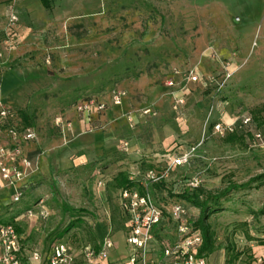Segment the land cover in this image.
Masks as SVG:
<instances>
[{
  "label": "rangeland",
  "instance_id": "1",
  "mask_svg": "<svg viewBox=\"0 0 264 264\" xmlns=\"http://www.w3.org/2000/svg\"><path fill=\"white\" fill-rule=\"evenodd\" d=\"M23 3L16 8L20 60L9 71L7 105L15 125L38 135L25 153L48 157L49 165L39 180L24 186L20 204L10 205L8 191L0 193V221L19 218L30 248L46 250L71 223L75 226L61 241L93 246L109 220L120 224L111 179L119 172L160 169L167 156L187 155L189 162L171 169L165 182L153 188L164 211L184 183L195 180L217 191L264 174V0H55L50 10L34 8L30 0ZM213 54L229 63L226 72ZM173 69L181 76L192 69L202 87V93L192 92L193 99L182 97L181 107L175 99L182 86L174 96L164 86ZM115 89L125 93L120 113L135 119L130 129L148 142L155 139L154 155L160 160L154 164L124 151L125 138L90 161L73 152L70 137L64 142L54 130L57 117L81 120L75 102L88 97L108 101ZM244 118L250 126L240 129ZM216 125L234 129L236 138L227 141L228 132L218 134ZM107 127L97 125L93 131ZM166 132L168 140H163ZM68 150L72 167L62 170L57 160ZM39 202L48 218L24 219V211ZM262 207L264 186L228 198L209 220L215 257L264 264L259 260L264 257L259 246L264 217L255 216Z\"/></svg>",
  "mask_w": 264,
  "mask_h": 264
},
{
  "label": "built area",
  "instance_id": "2",
  "mask_svg": "<svg viewBox=\"0 0 264 264\" xmlns=\"http://www.w3.org/2000/svg\"><path fill=\"white\" fill-rule=\"evenodd\" d=\"M18 22L15 15L10 14L7 19V30H11ZM12 50L11 42L6 33V38L0 49V60ZM212 58L219 62L224 72L227 71L229 63L219 61L216 54ZM172 77L167 79L164 86L170 91L169 95L174 96L178 84L176 79L181 76L176 69L172 71ZM230 77L229 74L226 76ZM185 87L188 84L197 83L196 73L189 69L181 76ZM125 93L120 90H113L108 95L109 104L113 107H121ZM177 106H184V99H175ZM107 102L97 98H87L76 102L73 106L74 112L83 119L90 120L94 112H104ZM149 111L146 112V114ZM126 119L131 126L132 116L127 115ZM250 119L241 120L240 129H247L250 126ZM54 127L66 140V131L71 128V123L57 117L53 121ZM245 127V128H243ZM214 130L223 135L224 132L233 133L234 129H222L216 125ZM38 142V135L31 127L17 126L14 124L13 113L10 108L0 103V193L8 191L10 205L20 204L24 199L23 187L27 178L37 169L38 159H30L25 154L27 145ZM124 151L127 144H123ZM187 155L178 158H165L166 167L157 172L153 169L144 172H131L128 179L136 182V187L121 189L118 192V206L125 214L124 241L127 248V257L123 261L111 262L110 253L114 250L112 239V228L110 221L101 228L100 241L95 247L82 243L72 246L68 241L55 243L49 250L30 248L27 237L19 233L21 228L20 219L14 217L11 221H0V264H153L149 259L155 248L158 247L161 259L157 264H206L205 258H198L197 251L201 246L202 239L199 232L186 225L188 215L187 209L181 203H174L168 211L157 204L153 198L151 187L165 182L169 177L168 173L177 166L188 164ZM99 187L104 185L102 180L98 181ZM198 181H191L186 184L187 188H197ZM168 214L167 219L164 214ZM23 218L29 221H45L49 212L39 202L37 206L28 208L23 213ZM168 222L176 225L177 242L174 245L164 241L159 243L154 234L166 228Z\"/></svg>",
  "mask_w": 264,
  "mask_h": 264
},
{
  "label": "crops",
  "instance_id": "3",
  "mask_svg": "<svg viewBox=\"0 0 264 264\" xmlns=\"http://www.w3.org/2000/svg\"><path fill=\"white\" fill-rule=\"evenodd\" d=\"M26 0H0V49L2 48L3 42L6 38V33H8L12 50L7 53L2 60H0V103L5 105L6 107L10 108L7 105V102L10 101L9 97V91L11 89L10 87V68L11 66L15 65L18 60V56L20 55L19 52V45H20V37H19V25H20V19L17 16L16 8L18 6H23ZM33 3V7L40 6L42 7L39 0H30ZM29 3V2H28ZM43 8V7H42ZM44 9V8H43ZM8 14V15H7ZM10 14H13L17 17L18 22L17 24L11 28V30H7V19ZM180 82V84H179ZM176 83L178 86H182L179 90L180 94L178 95V98H182L185 96L187 100L193 99L191 98V95L195 92L202 93L201 91V84L195 83V84H188L185 87L182 80L179 81V78L176 79ZM177 86V87H178ZM193 92V93H192ZM100 100V99H99ZM103 102H107V108L104 112H94L92 116L90 117V120H86L81 118V120H78L76 122L68 121L71 123V128L66 131V138L70 137L71 141L74 142V153H79L81 155H85L86 158L94 159L98 155H102L105 151H108L111 148V144L114 140H117L118 138H125L122 140L121 144L128 139L129 145L127 143V146L129 148L126 151H129L131 154L135 153V156H139L138 159H142L143 162H147L148 164H152L155 159L160 160V158H157L158 155H154V152L157 151V148L155 146L156 142L155 139L152 142H148V140L145 139L143 134L136 133L134 129H130L132 125L134 126L135 119L132 116L133 124L130 126L126 116L128 114H125V116L120 113L121 107H113L109 104V101L100 100ZM185 105V103H184ZM107 126L108 127L101 131H93L94 126ZM103 129V128H102ZM168 131V129L166 128ZM165 135H168V132L165 133ZM162 139H167L161 136ZM64 141V139H62ZM151 141V140H150ZM65 142V141H64ZM125 144V143H124ZM158 147V146H157ZM26 156L30 159H38V166L37 169L30 174V176L26 180V184L32 183L36 180H39L42 176L43 169L47 168L49 165L48 157H42L25 153ZM137 154V155H136ZM42 155H45V153ZM47 155V154H46ZM71 156V152L65 151L59 154L57 164L59 168L67 169L71 168L72 164L69 160V157ZM157 161V162H158ZM155 162V161H154ZM154 164V163H153ZM47 170V169H46ZM135 172H142V169L139 168V170H135ZM116 195H118V191L115 192ZM193 210H190L192 212ZM194 212V211H193ZM196 212V211H195ZM106 225V224H105ZM112 239L114 242V250L109 255V260L111 262L116 261H123L127 257V248L124 241V234L121 230H116V232L112 235ZM100 241V238H98L97 243ZM96 243V245H97ZM94 246V245H93ZM215 253L208 257L207 264H227L225 261L227 260L226 257H215ZM258 257H253V259ZM262 258V259H261ZM259 260H264V257H261ZM149 259L152 261L153 264H157V262L161 259L160 257V251L157 248H155V251L152 252L151 257ZM229 260V258H228ZM258 260V261H259ZM241 257L238 258V260H233L232 264H240Z\"/></svg>",
  "mask_w": 264,
  "mask_h": 264
},
{
  "label": "trees",
  "instance_id": "4",
  "mask_svg": "<svg viewBox=\"0 0 264 264\" xmlns=\"http://www.w3.org/2000/svg\"><path fill=\"white\" fill-rule=\"evenodd\" d=\"M42 7L45 10H50L52 8V5L55 0H39ZM199 82V81H198ZM197 82V83H198ZM90 98V97H88ZM92 98V97H91ZM87 99V98H84ZM83 100V99H80ZM78 100V101H80ZM77 101V102H78ZM76 103V102H75ZM26 122V117L23 118ZM27 127V126H24ZM54 130L58 133L59 137L62 139V134L60 130L56 127H54ZM245 128V127H243ZM246 129V128H245ZM227 141L231 142L236 138V132L228 133L227 134ZM165 160V159H164ZM165 162V161H164ZM166 166V163L161 167L160 169H146V170H155L157 172H161ZM142 169V172L146 171ZM129 173L128 172H119L117 173L112 179L111 182L114 183V191L119 192L121 189L125 188H132L136 187V182H131L128 179ZM178 182V181H177ZM163 184L159 183L156 185H153L151 187V192L153 194V188L155 186H158ZM187 183H184V185L181 186L180 190L177 193H174L172 199H175V203H181L188 211V215L186 218V225L193 228L194 231L199 232L201 235L202 243L197 251V257L198 258H205L206 264L207 259L211 255L215 253V236L212 231L211 225L209 223L210 218L217 212L222 210L223 204L228 200V198L235 193L245 192L249 191L255 188H259L264 186V174L255 176L251 179H249L246 183H227L223 188L217 190V191H208L204 189L202 186H199L197 188L191 189L186 187ZM26 185V183H25ZM24 185V186H25ZM179 185L177 183H174V187H178ZM24 190V187H23ZM171 195V194H170ZM118 196V195H116ZM118 198V197H116ZM154 198V197H153ZM158 204V203H157ZM159 205V204H158ZM115 209L117 210V214L119 216L120 224L116 227L115 222L112 220L110 221L112 230H121L122 232L125 231V223L127 221V218L125 214L120 210L118 203L115 205ZM190 210L196 211V213L190 212ZM255 216L258 217H264V207H262L259 211L255 213ZM75 226L74 223H71L68 225L62 232H60L57 235V240L54 241L50 246L46 248V250H49L50 247H52L55 243L60 242L65 235L73 229ZM176 225L172 222H169V224L166 226V228L162 229L161 231H158L154 234L156 240L159 243H162L164 241L168 242L171 245H174L177 242L176 237ZM19 233H22V229H17ZM248 240H250V237L246 235ZM28 238V237H27ZM96 237L93 235V240ZM28 240V239H27ZM96 246V243L93 247ZM259 246L264 247V241H259ZM229 257V260L227 259V264L230 261L237 260V257H233V259Z\"/></svg>",
  "mask_w": 264,
  "mask_h": 264
}]
</instances>
